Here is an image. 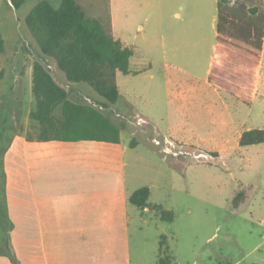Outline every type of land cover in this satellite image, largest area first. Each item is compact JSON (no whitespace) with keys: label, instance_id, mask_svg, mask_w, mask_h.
<instances>
[{"label":"rangeland","instance_id":"374dc122","mask_svg":"<svg viewBox=\"0 0 264 264\" xmlns=\"http://www.w3.org/2000/svg\"><path fill=\"white\" fill-rule=\"evenodd\" d=\"M39 1L27 0L17 10L11 0H0V34L6 40L0 54L1 150L17 131L29 136L39 132L30 118L36 107L35 63L50 71L72 101L96 107L100 106L95 100L102 102L88 86L70 83L53 60L41 55L25 23ZM49 1L54 7L62 2ZM76 1L89 18L108 28L110 0ZM136 1L142 2L141 22L118 33L135 54L130 75L117 73L122 107L112 109L129 117L121 120L138 114L146 121L134 125L135 135L128 134L137 146L130 152L128 172L131 178L137 176L141 188L150 189L149 204L172 213L173 220L152 211L139 221L133 208V264H159L167 257L172 259L169 264H264V144L239 145V134L264 128V70L253 107L232 98L205 81L211 59L220 54L213 47L218 46V23L217 28L212 26L217 0ZM254 1L264 11V0ZM191 17L196 18L193 23ZM230 69L232 77L236 72ZM196 87L203 90L191 89ZM215 87L218 93L213 92ZM172 89L175 99L169 97ZM202 97L211 103L217 122L191 125L183 114L190 102ZM166 146L190 154L178 158L160 151ZM193 154L209 158L196 159ZM241 192L245 197L236 207L234 200Z\"/></svg>","mask_w":264,"mask_h":264},{"label":"crops","instance_id":"0c3cea01","mask_svg":"<svg viewBox=\"0 0 264 264\" xmlns=\"http://www.w3.org/2000/svg\"><path fill=\"white\" fill-rule=\"evenodd\" d=\"M127 2L110 0L108 28L115 39L134 49L118 33L139 25L143 7L140 1ZM218 18L217 7L212 15L213 28H217ZM195 20V17L189 19L191 23ZM213 47L218 48L220 54L214 55L216 58L211 59L206 72L205 81L210 85L213 70H220L229 59L223 45L214 44ZM235 69L236 75L252 79H230L228 84L232 90L224 91L240 102L248 101V105L253 107L263 86L264 41L257 66L247 68L239 65ZM227 76L230 77L228 73ZM217 77L220 75L216 74ZM196 88L191 89L203 90ZM213 92L218 93V89L215 87ZM175 93L174 89L170 91V99H175ZM119 103L116 106L122 107ZM124 107L131 113L135 112L134 107ZM225 108H228L227 104ZM104 113L120 129L119 143L44 141L39 139V132L29 136L17 131L0 151L6 177L7 210L6 219L0 213V264H13L9 253L18 264H133V208H137L139 217L137 213L136 216L142 221L144 215L155 211L157 206L149 204V207L140 209L129 202L130 196L141 188L136 182L137 176L131 178L128 172L130 152L137 149L136 142L131 141L128 134L135 135L137 127L118 118L117 115L123 112L112 107ZM212 115L213 107L204 97L190 102L188 112L183 114L191 125L217 122ZM220 120L226 125L225 119ZM34 123L38 131L37 122ZM242 134H239V141ZM160 151L179 152L169 146Z\"/></svg>","mask_w":264,"mask_h":264},{"label":"trees","instance_id":"16d2710c","mask_svg":"<svg viewBox=\"0 0 264 264\" xmlns=\"http://www.w3.org/2000/svg\"><path fill=\"white\" fill-rule=\"evenodd\" d=\"M26 1L11 0L17 10ZM218 10L217 41L218 45H223L229 59L220 70H213L210 81L223 90L231 91L228 78L251 80L252 77L236 74L229 77L227 71H231L230 68L236 70L239 65L254 68L259 64L264 41V11L254 0H219ZM25 23L41 55L53 60L70 83L88 86L102 101L95 100L100 107L72 101L68 91L56 82L50 71L43 64L35 63L32 82L36 107L30 118L37 122L39 139L119 143L120 129L101 109L116 106L120 101L116 72L130 74L134 49L115 39L111 30L99 20L89 18L76 0H62L59 7H54L49 0H41L27 14ZM5 44L0 34V54L4 53ZM216 74L220 77L215 78ZM258 144H264L263 129H251L241 135V147ZM5 182L0 152V213L6 219ZM244 197L243 192L239 193L234 205L238 207ZM149 198L150 189L143 187L130 196L129 202L144 209L150 206ZM154 209L159 211L161 219L173 220L172 213L160 207ZM163 245L164 242L161 243V253ZM8 255L13 264H18L12 253ZM171 261L169 257L160 258L159 264Z\"/></svg>","mask_w":264,"mask_h":264},{"label":"built area","instance_id":"2783aa9c","mask_svg":"<svg viewBox=\"0 0 264 264\" xmlns=\"http://www.w3.org/2000/svg\"><path fill=\"white\" fill-rule=\"evenodd\" d=\"M117 117L118 118H121V119H128L129 117H125V116H122L121 114H118L117 115ZM131 123H133L134 125H136V126H142V125H145L146 124V121L143 119V118H141V117H139L138 115L137 116H135V118L134 119H130L129 120ZM186 153L185 152H183V150L182 151H179V152H173L172 153V155H174V156H180V155H185ZM189 155V154H188ZM194 155V157L196 158V159H200V158H204V159H208L209 158V155H206V154H199V155H195V154H193Z\"/></svg>","mask_w":264,"mask_h":264}]
</instances>
